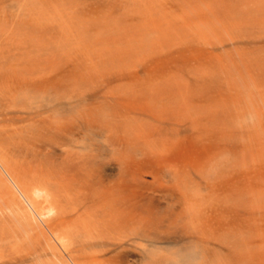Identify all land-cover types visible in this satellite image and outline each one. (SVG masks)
I'll return each mask as SVG.
<instances>
[{
	"label": "bare ground",
	"instance_id": "obj_1",
	"mask_svg": "<svg viewBox=\"0 0 264 264\" xmlns=\"http://www.w3.org/2000/svg\"><path fill=\"white\" fill-rule=\"evenodd\" d=\"M143 7L144 31L156 38L151 50L132 66L101 73L104 92H80L116 99L104 101L102 113L86 105L81 114L52 119L49 111L63 104L49 98V74L30 69L19 78L15 63L0 67V264H210L207 200L186 199L181 191L186 184L208 190L202 168L222 145L223 137L212 136L216 128L207 126L217 114L195 105L209 86L183 92L164 76L145 88L131 84L117 96L108 87L149 69L263 75L256 60L264 59V0H145ZM46 28L35 30L48 35L53 29ZM95 61L76 54L58 73L75 77L83 70L91 78ZM21 86L26 105L16 102ZM14 116L31 121V139L7 142L17 133L9 123ZM140 117L193 129L203 135L199 142H212L209 151L174 160L177 142L133 126L148 123ZM259 146L264 153V138Z\"/></svg>",
	"mask_w": 264,
	"mask_h": 264
},
{
	"label": "rangeland",
	"instance_id": "obj_2",
	"mask_svg": "<svg viewBox=\"0 0 264 264\" xmlns=\"http://www.w3.org/2000/svg\"><path fill=\"white\" fill-rule=\"evenodd\" d=\"M144 1L14 0L13 4L12 1L0 0V47L3 48L0 67L4 69L7 67L4 64L15 63L19 78L30 69L49 74L52 78L49 98L63 104L58 110L49 111L52 119L62 113L66 117L81 114L78 110H83L86 105H94L102 113L104 101L114 103L116 99L105 100L102 93L82 96L80 92L93 89L104 92L107 87L100 85L101 73L132 66L141 54L151 50L156 38L149 31H144L143 23H147ZM96 6L98 8L94 9ZM42 24L49 31L50 27L56 30L48 35L38 33L42 30L35 28L39 25L43 29ZM12 26L15 27L14 32ZM222 35L224 33H217L216 37ZM76 54L93 57L98 66L97 75L86 78L83 70L77 71L75 77L58 73L69 57ZM256 62L264 68V59L259 58ZM149 70H138L135 78L115 81L108 88L115 90L117 96L125 93L131 84L145 88L161 81L164 76L183 92H188L195 85L209 86L204 89V95H209L195 105L209 107L217 114L216 123L207 126L216 128L212 136L223 137L222 145L202 168L209 183L208 190H196L186 184V190L181 188V191H186V199L198 200L203 196L207 200L210 264H264V153L259 149L264 138V74L251 72L239 76L218 71L201 75L186 71L174 72L172 76ZM19 90L17 104H28L23 86ZM74 93L78 97H73ZM76 101H80L79 104ZM15 116L9 121L17 128V133L7 140L11 144L21 141L18 137L29 140L33 133L31 121L19 120ZM140 118L149 124L135 121L132 125L142 129L146 127L147 134L154 133L162 140L169 138L177 142L173 148L174 160L200 159L212 144L210 140L199 142L203 135L193 129H184L176 124L159 125L149 118ZM144 179L151 181L150 176Z\"/></svg>",
	"mask_w": 264,
	"mask_h": 264
}]
</instances>
